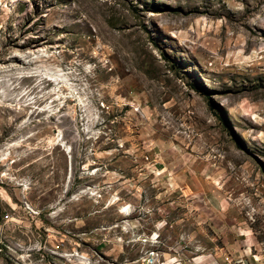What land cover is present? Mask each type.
I'll return each mask as SVG.
<instances>
[{"label": "rangeland", "instance_id": "obj_1", "mask_svg": "<svg viewBox=\"0 0 264 264\" xmlns=\"http://www.w3.org/2000/svg\"><path fill=\"white\" fill-rule=\"evenodd\" d=\"M156 252L264 264V0H0V264Z\"/></svg>", "mask_w": 264, "mask_h": 264}, {"label": "crops", "instance_id": "obj_2", "mask_svg": "<svg viewBox=\"0 0 264 264\" xmlns=\"http://www.w3.org/2000/svg\"><path fill=\"white\" fill-rule=\"evenodd\" d=\"M243 260H237L234 264H248L247 262H244ZM203 264H232V260L230 258V256L223 255L222 258L218 261H216L214 258L212 259H204L203 262H201Z\"/></svg>", "mask_w": 264, "mask_h": 264}, {"label": "built area", "instance_id": "obj_3", "mask_svg": "<svg viewBox=\"0 0 264 264\" xmlns=\"http://www.w3.org/2000/svg\"><path fill=\"white\" fill-rule=\"evenodd\" d=\"M142 262H143V263H148V264H155V262H159V256H158V253L156 252V255H148V256H144Z\"/></svg>", "mask_w": 264, "mask_h": 264}, {"label": "bare ground", "instance_id": "obj_4", "mask_svg": "<svg viewBox=\"0 0 264 264\" xmlns=\"http://www.w3.org/2000/svg\"><path fill=\"white\" fill-rule=\"evenodd\" d=\"M3 156H7V154H3ZM2 158V157H1ZM127 229V228H126ZM156 243V242H155Z\"/></svg>", "mask_w": 264, "mask_h": 264}]
</instances>
